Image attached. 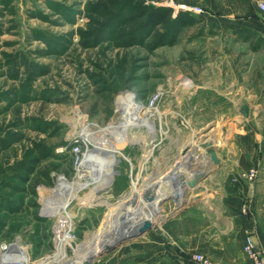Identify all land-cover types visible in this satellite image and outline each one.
Masks as SVG:
<instances>
[{
	"label": "rangeland",
	"instance_id": "374dc122",
	"mask_svg": "<svg viewBox=\"0 0 264 264\" xmlns=\"http://www.w3.org/2000/svg\"><path fill=\"white\" fill-rule=\"evenodd\" d=\"M257 1L0 0V241L26 244L37 264L56 251L55 227L69 237L65 255L79 256L106 202L121 201L126 187H140L152 172L169 177L184 148H197L208 167L185 191L187 201L163 198L161 213L179 206L157 233L206 197H219L220 174L244 144L235 135L249 115L248 128L264 136V30L247 24L264 26ZM123 93L158 111L157 147L146 155L127 134L102 135L103 149L118 150L108 156L107 190L82 205L72 201L60 215L69 226H54L55 211L44 212L43 204L51 187L73 179L81 148L70 134L82 125L91 143L101 139L92 124L105 127L120 115ZM153 235L149 228L121 238L87 264L107 263Z\"/></svg>",
	"mask_w": 264,
	"mask_h": 264
},
{
	"label": "bare ground",
	"instance_id": "6f19581e",
	"mask_svg": "<svg viewBox=\"0 0 264 264\" xmlns=\"http://www.w3.org/2000/svg\"><path fill=\"white\" fill-rule=\"evenodd\" d=\"M130 95V93H123L118 98L116 109L121 111V114L112 117L110 124L105 127H99L95 123L92 124L95 129L97 128L96 133H99L101 139L91 143L90 138L85 136L86 133L82 130V125L77 128V131L70 134L68 141L79 143L81 148L75 160L73 179L70 182H62L56 187H51L46 192L43 204L44 212L55 211L53 212L55 216L54 226L57 224L64 225L65 223L69 226L68 220L60 217V215L66 213L65 208L72 201L82 205L89 201V197H97L93 193L107 190L112 179L108 156L109 153L118 152V150L114 147L110 150L103 149L100 145L101 142H104L102 135L125 136L127 134L126 139H134L136 143H139L137 144L140 145V148L145 151H148V149L151 151L157 147V143L154 145L151 141L155 140V132L157 131L155 120L158 117L154 118V116L158 114V111H151L154 108L147 104L134 102ZM144 131L146 133L140 135ZM64 149L66 148L62 146L58 151ZM149 151L146 155L151 153ZM213 155L216 157L215 154ZM210 159L215 163L212 155ZM206 161V157L203 158L197 148H184L180 156L177 157L174 171L169 177L160 180L159 174L152 172L149 174V179L140 187H136L135 183L126 187V190L118 195V197H124L121 201L115 204L106 202L108 212L100 220L94 233L88 234L89 236L84 241V245L79 249V256L69 257L65 255L63 246L64 243H67L69 237L62 235L59 233L61 231L58 232L54 227L56 252L53 256L44 259L42 264H87L98 257L100 252L107 247L119 242L121 238L143 233L149 228L160 231L159 223L164 220L168 212H171V209L161 213L159 204H161L164 197H174L181 203L188 200V198L183 197L184 193L187 189H193L198 185L199 176L206 170L201 167L204 165L208 167ZM85 188L89 190H84ZM194 196H198V193ZM139 197L148 200L150 203H145L142 199L139 203Z\"/></svg>",
	"mask_w": 264,
	"mask_h": 264
},
{
	"label": "crops",
	"instance_id": "0c3cea01",
	"mask_svg": "<svg viewBox=\"0 0 264 264\" xmlns=\"http://www.w3.org/2000/svg\"><path fill=\"white\" fill-rule=\"evenodd\" d=\"M247 24L264 30L262 22ZM248 118L239 129L243 133L235 135L237 142L241 139L244 144L237 146L234 159L224 164L220 174L221 195L206 197L203 204L184 211L170 223V228H163L162 233L154 231L150 239L135 243L131 250L125 249L102 264H198L192 260L194 253L209 257L215 264H251L242 251L247 234L253 236L264 255V136L259 128H248L252 116ZM260 137L263 140L256 147ZM250 168L257 170L252 183L239 176ZM173 206L179 203L165 210L172 212Z\"/></svg>",
	"mask_w": 264,
	"mask_h": 264
},
{
	"label": "built area",
	"instance_id": "2783aa9c",
	"mask_svg": "<svg viewBox=\"0 0 264 264\" xmlns=\"http://www.w3.org/2000/svg\"><path fill=\"white\" fill-rule=\"evenodd\" d=\"M258 12L264 19V0H258L256 3ZM195 11L201 12L200 7L196 8ZM257 175L256 168H250L247 171H241L239 176L249 183H252ZM243 253L250 259L251 264H264V255L259 249L256 241L251 234L245 236V240L242 246ZM192 260L198 264H215L209 257L201 254H192ZM42 260L37 264H42ZM0 264H34L29 247L20 241H0Z\"/></svg>",
	"mask_w": 264,
	"mask_h": 264
},
{
	"label": "water",
	"instance_id": "95a60500",
	"mask_svg": "<svg viewBox=\"0 0 264 264\" xmlns=\"http://www.w3.org/2000/svg\"><path fill=\"white\" fill-rule=\"evenodd\" d=\"M239 112L243 116H247L248 115V105L247 104H242L241 107L239 108ZM213 154H215V153L212 152L211 155L214 157V160H215V163H216L217 162V159H215L216 157ZM157 232H159V231H157ZM118 243H116L115 245H112L110 247H107L104 251L100 252V255H102L104 253H107L108 251L112 250L116 245H118Z\"/></svg>",
	"mask_w": 264,
	"mask_h": 264
}]
</instances>
